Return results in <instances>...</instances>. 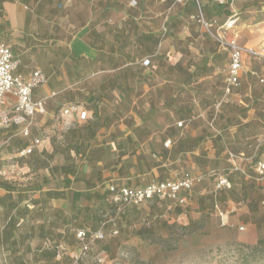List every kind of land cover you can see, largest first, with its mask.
<instances>
[{
	"label": "rangeland",
	"instance_id": "374dc122",
	"mask_svg": "<svg viewBox=\"0 0 264 264\" xmlns=\"http://www.w3.org/2000/svg\"><path fill=\"white\" fill-rule=\"evenodd\" d=\"M4 1L17 6V24L7 19ZM261 1L235 2L240 23L264 17ZM194 14L159 0H0V39L26 70L49 76L36 90V97H48L49 112L32 119L28 136L22 125L0 120V180L17 189L11 197L0 187V230L18 192L20 205L28 206L17 243L0 244V264H73L77 255L80 264H264V243L258 244L264 240V58L248 55L240 85L227 92L228 52ZM82 28L90 30L93 59L71 51ZM69 103L82 104L92 117H62ZM91 121L99 122L97 163L67 147L70 130ZM36 140L34 151L21 155V145ZM44 163L70 165L71 182ZM186 172L203 179L182 207L158 197L135 207L113 197L111 204L94 194ZM221 176L228 184L218 188ZM67 187L65 199L45 195ZM143 226L152 228L148 238L138 234ZM82 227L105 235L85 254L76 234Z\"/></svg>",
	"mask_w": 264,
	"mask_h": 264
},
{
	"label": "built area",
	"instance_id": "2783aa9c",
	"mask_svg": "<svg viewBox=\"0 0 264 264\" xmlns=\"http://www.w3.org/2000/svg\"><path fill=\"white\" fill-rule=\"evenodd\" d=\"M171 5L192 4L195 9L193 18L196 19L205 31L213 36L224 49L228 52L229 60L226 66L227 92L240 85L241 71L244 65V55H250L254 58H264V47L246 48L238 41V32L234 38L227 39L225 34L228 30L234 29L239 20V14L233 5L237 0H159ZM207 3L220 6H230L233 10L229 17L219 22L215 19H209L206 13ZM20 60L16 58L11 45L0 39V120L6 126L22 125V132L28 136L30 134V125L32 119L38 115H44L48 112L46 98H35L34 92L47 81V75L40 69H36L30 76L25 77L17 73ZM264 82V78L261 79ZM62 117L73 119V121L83 122L88 120L91 115L88 109L80 104H69L62 109ZM40 140L36 144H31L23 149L21 155L32 153ZM234 158L235 155L230 153ZM263 172L264 163L259 165ZM238 169V167H236ZM200 175L186 173L181 178L156 181L141 187H122L114 196V201L124 205H137L146 200L158 197L174 201L177 205L185 206L189 198L187 193H191L196 184L202 181ZM228 184V179L221 176L218 179V188ZM115 191L114 185L110 186ZM244 229V227H242ZM117 231H115L116 233ZM77 237L82 244V253L85 254L97 241L103 240L105 235L102 230L88 232L84 229L77 231ZM82 256L77 255L73 264H80ZM100 262L105 261V257L99 258Z\"/></svg>",
	"mask_w": 264,
	"mask_h": 264
},
{
	"label": "trees",
	"instance_id": "16d2710c",
	"mask_svg": "<svg viewBox=\"0 0 264 264\" xmlns=\"http://www.w3.org/2000/svg\"><path fill=\"white\" fill-rule=\"evenodd\" d=\"M189 8H194V7L191 5ZM35 92H36V90H35ZM35 92H34V97L39 98V97H36ZM98 123H99L98 121H91L88 124H86L85 126H83L82 128H78V129L75 128V129L70 130V132L72 134V141L67 145L68 150L70 152L74 151L79 156H83L87 160L88 163H97V162L102 160L100 148H95L96 146L93 143L94 140L98 136V132H99ZM104 123H106V121ZM29 145H31V144H29L28 142L23 143L21 145L20 151L27 148ZM101 150H102V148H101ZM43 165L45 167L51 169V172L53 174H54L55 170L63 171V173L67 175L64 178L65 183L68 185L71 182L70 181V175L74 174V170L72 169V167L70 165L64 164L61 166H50V165L45 164V163ZM186 173H189V172H186ZM161 181H164V180H161ZM142 186H144V185H142ZM0 187L5 191L6 194H8V196H11V197H13L12 196L13 193L17 190L16 186L7 180H0ZM126 187H128V186H126ZM137 187H141V186H137ZM103 188H104L103 192L96 191V192H94V194H96L100 198V200H108L111 202V204L115 203L112 199L118 193V190L120 189V187L116 188L115 191L111 190L109 185L104 186ZM66 189H70V188L67 187V188H61V189H49L45 192V195L50 200L65 199L66 198V192H65ZM192 192H193V190L191 191V193ZM191 193H187L189 199L191 197ZM72 199L74 202L77 201V199H78V197L75 196V192H72ZM3 201H4V195L0 194V202H3ZM21 201H23V196H22L21 192H18V200L16 202H15V200H11V202H9L7 204V208L11 212V214L9 215L7 222L4 224V226L0 230V244L2 246H8L10 244L12 245V244L17 243V239L15 238L14 233L19 226L20 219H25V217H26L25 213H26L27 207H28L27 205L21 206L20 205ZM31 202H32V204L36 205L40 202V199L39 198L38 199L33 198V199H31ZM131 206L135 207L136 205H131ZM177 206L182 207L180 205H177ZM12 211H14V212H12ZM56 213H58V212H56ZM51 221H52L51 222L52 225L57 224V221L55 219L51 220ZM63 221H65V224L68 225V223L66 222L67 221L66 218H64ZM186 228H188V226H186ZM79 229H84V230H87L88 232L93 231L91 229L82 227V228L76 229V234H77V231ZM151 231H152L151 227L148 228L146 226H143L138 230V234L142 238H148L149 235H151ZM263 243H264V240L262 238H260L258 240V244H263ZM105 250L110 252V247L106 246ZM44 254L45 255L52 254L51 256L55 257L56 256V250H54V251L46 250L44 252Z\"/></svg>",
	"mask_w": 264,
	"mask_h": 264
},
{
	"label": "crops",
	"instance_id": "0c3cea01",
	"mask_svg": "<svg viewBox=\"0 0 264 264\" xmlns=\"http://www.w3.org/2000/svg\"><path fill=\"white\" fill-rule=\"evenodd\" d=\"M237 1H245V0H237ZM261 3H262L261 7L264 9V0H262ZM2 4H3V8H5L9 12L10 16H8L7 19H9L11 24H13V25L17 24L18 23L17 6L14 5L13 3H11L10 1H4ZM167 4H169L170 6H173L170 3H167ZM191 5L192 4H184V5L181 4V6L186 7V8H189ZM233 7L236 10L235 4L233 5ZM232 11L233 10L231 9V7L229 5L225 6V7L220 6V5H216V4H212V3H207V5H206V13H207L208 18L210 16H212L213 18H211V19L218 20L219 22L225 21L229 17V15L231 14ZM257 22L258 23H256V24L253 22H249V21L240 23V15H239V20L237 22L236 28L228 30L226 32L225 36L227 39L230 40V39L234 38L233 37L234 34L236 32H238V35H239L238 41L242 45H244L246 48H259L258 46H256V47H250L249 46V44L264 45V17H261ZM89 33H90V30L89 29L87 30L86 28H82V30H79L71 38L70 48H71V51L78 56L84 55V56H87V57L93 59L96 56V54H95L96 52H95V48L87 40V36L89 35ZM9 45H11V44H9ZM13 51L15 53L16 58L19 59V56L15 52L14 49H13ZM247 57H248V55H246L244 57V65H243V69L241 71V76H242L244 69H245ZM255 59H258V58H255ZM228 60H229V56H228ZM23 66L24 65L22 64V62L20 60V64H19V67L17 69V73L22 74L25 77L30 76L33 71H35L36 69H39V68H36V69L31 70V71H28ZM47 78L49 81V76H47ZM262 78H264V77H262ZM35 95H36V92H35ZM39 98H46L47 110L49 112L48 97H45V96L42 97L41 96ZM69 104H77V103H69ZM69 104H67V105H69ZM51 112H53V111H51ZM89 112H90V115L92 117L93 112L91 110H89ZM253 205H254L253 200L248 202V207H250L251 209H252ZM249 213L252 215V213L250 211H249ZM249 223L253 225L252 221H249ZM251 238H252V236H251ZM255 241H257V240H254L253 238L251 239V242H255Z\"/></svg>",
	"mask_w": 264,
	"mask_h": 264
}]
</instances>
